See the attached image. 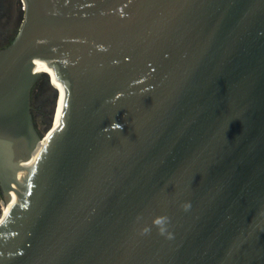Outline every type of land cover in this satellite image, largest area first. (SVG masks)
<instances>
[{
	"label": "water",
	"instance_id": "1",
	"mask_svg": "<svg viewBox=\"0 0 264 264\" xmlns=\"http://www.w3.org/2000/svg\"><path fill=\"white\" fill-rule=\"evenodd\" d=\"M24 1L0 264H264V0ZM40 63L66 90L43 160Z\"/></svg>",
	"mask_w": 264,
	"mask_h": 264
},
{
	"label": "flooded vegetation",
	"instance_id": "2",
	"mask_svg": "<svg viewBox=\"0 0 264 264\" xmlns=\"http://www.w3.org/2000/svg\"><path fill=\"white\" fill-rule=\"evenodd\" d=\"M25 11L24 0H0V51L9 47L19 35L25 19ZM40 80L34 86L31 98L33 120L39 133L41 125L43 131H46L49 127L52 103L55 98L54 90L51 91L47 87L46 78L43 81L41 80V82ZM39 84L40 88L36 94L35 92ZM5 200L4 191L0 185V214L4 210Z\"/></svg>",
	"mask_w": 264,
	"mask_h": 264
},
{
	"label": "bare ground",
	"instance_id": "3",
	"mask_svg": "<svg viewBox=\"0 0 264 264\" xmlns=\"http://www.w3.org/2000/svg\"><path fill=\"white\" fill-rule=\"evenodd\" d=\"M37 70L42 71V72H46L50 75L51 83L54 87H56V89L58 90V93H59L57 103H56V110H55V114H54V119H53V123H52V129H51V132L48 134L46 144H45V148H44V155L42 157V160H43L45 155L48 153V151H49V149H50L58 131L60 130L61 125H62V116H63L64 107H65V100H66V90H65V87L63 86V84L60 81H58L57 78H55V75L51 69L45 67V65L40 63ZM52 79L54 80V82L56 83L57 86L55 85V83H53ZM20 203L21 202H19V205H20ZM12 218H13V216H11L10 218L5 217L4 215L1 216L0 217V230L7 227L10 224V222L12 221Z\"/></svg>",
	"mask_w": 264,
	"mask_h": 264
},
{
	"label": "rangeland",
	"instance_id": "4",
	"mask_svg": "<svg viewBox=\"0 0 264 264\" xmlns=\"http://www.w3.org/2000/svg\"><path fill=\"white\" fill-rule=\"evenodd\" d=\"M43 76H45V77H42V81L44 80V78H46V84H47V87L49 88V89H51V91H53L54 90V87L52 86V83L50 82V80H49V76L48 75H43ZM56 78V77H55ZM41 80H40V82H41ZM52 81H53V83H55L54 82V80L52 79ZM58 82V81H57ZM59 83V82H58ZM41 84V83H40ZM40 84L38 85V87H37V89H36V94H37V91H38V89L40 88ZM55 85H56V83H55ZM57 86V85H56ZM55 91V90H54ZM35 98H36V95H35ZM54 104H55V98H54V100H53V103H52V113H51V120H52V114H53V109H54ZM50 124H51V122H50ZM50 124H49V126H50ZM39 130H40V134L42 135V136H44L45 134H46V131H43V128H42V125L39 127ZM1 217V216H0Z\"/></svg>",
	"mask_w": 264,
	"mask_h": 264
},
{
	"label": "clouds",
	"instance_id": "5",
	"mask_svg": "<svg viewBox=\"0 0 264 264\" xmlns=\"http://www.w3.org/2000/svg\"><path fill=\"white\" fill-rule=\"evenodd\" d=\"M156 223H157V224L161 223V220L158 219V220L156 221Z\"/></svg>",
	"mask_w": 264,
	"mask_h": 264
}]
</instances>
